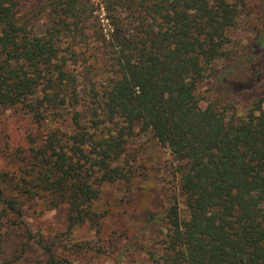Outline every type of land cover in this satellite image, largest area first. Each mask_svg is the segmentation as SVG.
<instances>
[{
    "label": "trees",
    "instance_id": "16d2710c",
    "mask_svg": "<svg viewBox=\"0 0 264 264\" xmlns=\"http://www.w3.org/2000/svg\"><path fill=\"white\" fill-rule=\"evenodd\" d=\"M246 3L102 0L106 29L92 0H0V107L19 108L43 129L0 162V264H73L63 255L71 240L33 234L22 206L66 204L69 238L100 218L99 185L126 176L117 162L138 121L183 166L188 217L177 200L165 211L156 264H264V69L241 91L252 94L246 112L233 96L215 94L204 106L199 90L214 62L231 57L230 31ZM250 55L262 64L264 53ZM73 62L90 74L101 112L89 124L70 112L74 132L47 128L79 100Z\"/></svg>",
    "mask_w": 264,
    "mask_h": 264
},
{
    "label": "rangeland",
    "instance_id": "374dc122",
    "mask_svg": "<svg viewBox=\"0 0 264 264\" xmlns=\"http://www.w3.org/2000/svg\"><path fill=\"white\" fill-rule=\"evenodd\" d=\"M92 1L96 4L95 15L100 17L107 29L109 26L102 0ZM37 29L44 31L42 26ZM263 33L264 0H247L237 26L230 31L233 40L229 47L231 57L215 61L214 70L209 71H212L210 76L199 84L204 99L202 105L205 106L217 95L233 96L240 108L247 111L252 94L241 91L259 80L251 78L252 71L260 67L264 69V58L261 59L262 64L254 61L257 62L256 66L247 58L250 54L258 57L264 53V46L258 44ZM72 65L77 68L79 81L75 92L79 100L77 103H68L62 109L68 114L66 120L52 121L47 128L60 127L74 132L70 112L81 111L84 124L91 123L92 111L101 112L98 108L94 109L95 92L92 90L90 74L79 63L73 62ZM102 128L97 129L98 134ZM41 130L19 108L1 106L0 162H3V158L11 162L18 149L27 150L29 135L35 136ZM90 131L94 132L95 129ZM39 134L43 136V132ZM117 163L123 167L126 176L99 185L100 192L94 202V210L100 214V218L77 225L73 228L71 238L66 236L69 220L66 204L47 208L43 201L27 202L22 206L21 220L33 234H44L48 242L60 240L63 246L70 239L69 250L63 255H68L73 264H156L159 254L164 252L168 232L165 211L177 200L182 215L188 217L187 208L179 195L182 162L150 130H144L138 121ZM77 245L82 248L78 249Z\"/></svg>",
    "mask_w": 264,
    "mask_h": 264
}]
</instances>
